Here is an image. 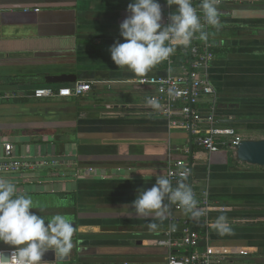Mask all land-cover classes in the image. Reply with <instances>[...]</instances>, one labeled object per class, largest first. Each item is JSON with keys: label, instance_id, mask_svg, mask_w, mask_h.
Segmentation results:
<instances>
[{"label": "crops", "instance_id": "crops-1", "mask_svg": "<svg viewBox=\"0 0 264 264\" xmlns=\"http://www.w3.org/2000/svg\"><path fill=\"white\" fill-rule=\"evenodd\" d=\"M130 2L0 0V96H7L0 101V157L2 144L10 143L15 157L35 167L0 179L22 188L31 185L34 173L36 194H75L73 206L31 210L45 217L60 214L75 224L68 259L43 264H165L168 248L158 241L169 217L163 223L129 217L124 208L138 190L151 188L165 175L169 157H180L186 149H191L193 167L189 183L195 191L207 189L212 203L209 244L218 252L246 253L235 256L239 263L263 264L264 168L236 162L230 152L209 155L196 149L188 134L170 130L147 105L155 90L135 84L139 78L126 68L119 70L109 52L117 40L123 42L119 25ZM159 3L167 25L174 9L166 0ZM216 7L220 23L209 26V37L218 52L208 78L217 96L218 122L239 133L252 124L264 125L227 122L264 121V0ZM182 48L144 77L165 76L168 64L172 73L178 72ZM58 75H74L76 82L93 85L78 98L32 97L37 88L64 86L45 83L46 77ZM16 98L24 102L15 103ZM45 158L58 168L38 174ZM54 170L67 173L49 175ZM220 215L228 218L230 233L212 227ZM170 216L182 220L185 214ZM152 222L159 224L155 231L147 228ZM196 229L203 233L197 224ZM0 249L9 246L0 243Z\"/></svg>", "mask_w": 264, "mask_h": 264}, {"label": "clouds", "instance_id": "clouds-1", "mask_svg": "<svg viewBox=\"0 0 264 264\" xmlns=\"http://www.w3.org/2000/svg\"><path fill=\"white\" fill-rule=\"evenodd\" d=\"M166 2L169 8L174 9L168 16L167 25L162 23L159 0H131L128 4L126 18L119 25V36L123 42L117 40L109 48L111 60L119 70L126 68L134 77H144L157 65L169 60L178 47L190 46L197 33L199 39L206 40L202 20L206 25L219 26V12L214 0H200L202 16L193 6V0ZM168 71H172L171 66ZM146 103L153 110L161 107L154 97L148 98ZM171 205L183 209L195 220L204 215L187 184L178 183L173 187L171 180L162 175L156 178L151 188L138 190L136 198L124 209L129 217H151L163 223L170 215ZM36 207L30 196L17 195L14 183L0 179V243L11 248L16 264H43L42 257L49 251L63 260L73 249L74 227L70 218L60 214L51 218L37 215L31 211ZM158 227L155 222L147 225L150 231ZM170 227L175 230L174 224ZM212 227L220 234L232 231L225 215L218 216Z\"/></svg>", "mask_w": 264, "mask_h": 264}, {"label": "built area", "instance_id": "built-area-1", "mask_svg": "<svg viewBox=\"0 0 264 264\" xmlns=\"http://www.w3.org/2000/svg\"><path fill=\"white\" fill-rule=\"evenodd\" d=\"M251 1L254 0H214L215 6L224 2ZM199 3L200 0H193V6L202 16ZM201 23L202 30L207 33V39L200 40L201 43L197 45L194 42L198 40L199 37L196 35L199 33L195 35L190 46L184 51L188 53L189 58L179 66L178 72H169L171 65L167 63L168 69L165 76L142 77L137 79L135 84L152 87L155 90V96L150 98H157L161 107L153 112L167 121L170 130L188 134L190 143L196 149L209 155L220 151H235L236 145L243 139L235 128L223 126L218 122L217 96L208 78V70L214 60L211 52L213 43L209 37V25L204 24L203 20ZM92 85V82L77 81L56 89L51 86L41 87L32 92V97L35 99L78 98L88 93ZM6 98L7 96H0V101ZM203 99H206V102H202ZM2 149L0 176L21 175L25 171L35 169L34 164L27 162L25 158L13 155L12 144L3 143ZM189 156H191V149L183 150L180 157H169L166 161L164 176L171 180L173 187L178 183L187 184L193 190L198 201V208L203 210L204 215L199 220H195L176 205L170 206V212L181 211L185 217L177 220L169 215V225L163 232V240L158 241V245L168 248L165 264H242L235 256L246 257V253L236 255L218 252L209 244L207 232L211 225L212 203L207 189L195 191L189 183L193 168ZM51 162L53 166L57 164V162ZM50 164L43 161L44 166H50ZM173 224L174 231L170 227ZM196 224L204 229L203 233L196 229ZM0 264H16V257L11 248L0 249Z\"/></svg>", "mask_w": 264, "mask_h": 264}, {"label": "water", "instance_id": "water-1", "mask_svg": "<svg viewBox=\"0 0 264 264\" xmlns=\"http://www.w3.org/2000/svg\"><path fill=\"white\" fill-rule=\"evenodd\" d=\"M76 82V76L74 75H58L48 76L45 78V83L48 85L52 84H73ZM229 124H249V123H264V121L257 120H240V121H227ZM235 158L240 163H244L250 166H256L264 168V139L262 140H241L235 147ZM73 227L75 228V224ZM6 258V256H5ZM68 256L63 260L55 257L54 252L49 251L42 257L43 263H52L54 261L61 262L66 261Z\"/></svg>", "mask_w": 264, "mask_h": 264}, {"label": "rangeland", "instance_id": "rangeland-1", "mask_svg": "<svg viewBox=\"0 0 264 264\" xmlns=\"http://www.w3.org/2000/svg\"><path fill=\"white\" fill-rule=\"evenodd\" d=\"M238 135L240 136V138H242L243 140H252V139H260V138H264V125H261V124H252L250 125L249 127L243 129L242 131L240 130V132L238 133ZM230 154H233V157H234V161L238 162L235 158V151L231 150L229 151ZM44 161L48 162L50 164V159L49 158H45ZM61 162L63 161L65 164L68 162L65 161V159H62L60 160ZM52 163V162H51ZM53 164V163H52ZM52 164H50L49 168L48 167H43L42 169H39L37 172L38 174H42L44 175V171L43 170H48V169H51L53 167H57L58 168V164H56L55 166H53ZM71 165H73V163H70ZM246 165V164H245ZM51 167V168H50ZM71 167H74V166H71ZM51 171V170H50ZM57 170H54V173L52 174H49V175H53V177L57 176L58 174L60 175H64V173H67V172H64V173H58L57 174ZM72 173V172H71ZM34 174V173H33ZM33 174H31V178H29L28 180V183H31L28 184V185H24L22 188H20V186H16L17 187V195L19 194H24V195H28V196H31V195H36L37 192H39V187L34 184V182L36 181L35 178H33ZM48 175V176H49ZM14 176H19V175H14ZM36 176V174H35ZM67 176V175H66ZM69 178V177H68ZM20 182V181H18ZM24 182V180H23ZM61 187V186H60ZM24 188H28L27 190H30L29 193H27V191L25 192ZM54 190L57 189V185L56 184H53V187H52ZM43 189L44 191H48L47 193H49V187L47 186H43ZM32 192V193H31ZM37 195H40V194H37ZM51 198H46V197H39V198H32L33 200V203L35 204L36 203H56L57 202V198L53 197V196H50ZM59 203V202H57ZM45 215H48V214H45ZM54 215H57V214H50V216H54ZM51 217H47V218H51ZM72 219V218H71ZM7 248V247H5Z\"/></svg>", "mask_w": 264, "mask_h": 264}, {"label": "trees", "instance_id": "trees-1", "mask_svg": "<svg viewBox=\"0 0 264 264\" xmlns=\"http://www.w3.org/2000/svg\"><path fill=\"white\" fill-rule=\"evenodd\" d=\"M196 36H198L199 37V34H197ZM201 39H199L198 38V40H196L195 42H194V44H200L201 43V41H200ZM184 51H185V49L186 48H182ZM211 52L213 53V55H215V54H217V52H218V50H217V48L213 45L212 46V48H211ZM183 57H184V60H183V62L184 61H186V60H188V58H189V55H188V53H185L184 52V54H183ZM182 62V63H183ZM15 101V103H19V102H24L22 99H15L14 100ZM50 196H53V197H55V198H57L56 200H57V202H59V203H36L35 202V205L37 206V207H42V208H54V207H58L59 205L60 206H67V205H71V206H73L74 204H75V201H74V197H75V194L74 193H63V194H40V195H31L30 197L31 198H39V197H46V198H51ZM10 248V247H9ZM254 263H256V262H254ZM258 264H261V263H258ZM264 264V263H263Z\"/></svg>", "mask_w": 264, "mask_h": 264}]
</instances>
